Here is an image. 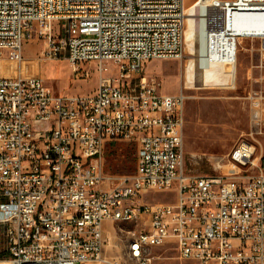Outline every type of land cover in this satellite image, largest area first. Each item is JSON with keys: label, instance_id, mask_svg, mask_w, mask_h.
Listing matches in <instances>:
<instances>
[{"label": "built area", "instance_id": "built-area-1", "mask_svg": "<svg viewBox=\"0 0 264 264\" xmlns=\"http://www.w3.org/2000/svg\"><path fill=\"white\" fill-rule=\"evenodd\" d=\"M191 6L204 44L233 38L234 68L242 40L264 43L230 28L242 15L264 21V0ZM187 9L186 0H0V264H112L106 228L127 220L138 221L127 231L131 264H153L151 249L168 243L184 262L264 264L256 147L238 145L220 175H187V96L160 94L155 79L141 76L147 61L183 59ZM36 40L43 59L66 58L78 79L95 64V93L61 96L42 79L11 75L6 67L21 64L24 44ZM115 141L136 147L130 176L105 170L104 150ZM169 190L176 203L144 200Z\"/></svg>", "mask_w": 264, "mask_h": 264}, {"label": "rangeland", "instance_id": "rangeland-1", "mask_svg": "<svg viewBox=\"0 0 264 264\" xmlns=\"http://www.w3.org/2000/svg\"><path fill=\"white\" fill-rule=\"evenodd\" d=\"M191 5L187 0L183 59L147 61L143 64L141 76L155 79L160 94L183 92L187 96L184 130V168L187 175L216 176L226 172L228 168L223 165H227L228 155L242 142L256 147L255 158L264 169V43L242 40L234 68L231 55L233 38L211 37L204 44L202 36L194 31V19L191 17L194 16V6ZM257 17L261 16H254L255 19ZM248 20L249 15H245L243 22ZM43 49L44 44L37 40L25 43L21 64L8 65L6 70L14 76L42 79L57 95L86 96L95 93L99 85L95 64L83 65L84 69L91 70L90 76L78 79L66 58L43 59ZM201 53L203 57L200 58ZM188 62L192 65L188 81L190 88L183 81V71ZM198 67L207 71L202 80ZM107 68L111 71L110 76L117 75L112 63H107ZM256 111L258 118H254ZM103 158L108 174L130 176L136 168L137 150L131 143L115 141L107 144ZM144 200L148 203H176L177 193L175 190L148 192ZM136 228L138 225L134 223L107 226L105 237L109 246L106 256L112 264H131L127 254L131 236L127 231ZM150 257L153 264H194L179 260L175 245L170 243L152 248Z\"/></svg>", "mask_w": 264, "mask_h": 264}, {"label": "bare ground", "instance_id": "bare-ground-1", "mask_svg": "<svg viewBox=\"0 0 264 264\" xmlns=\"http://www.w3.org/2000/svg\"><path fill=\"white\" fill-rule=\"evenodd\" d=\"M244 17L245 15H242V16L237 17L235 20L234 25L238 27L236 29L239 32L238 34L248 35V34L256 33L257 35H264V23H262L263 18L257 17V19H255L254 15L253 16L251 15L249 16L250 20L243 22ZM254 19L257 20V22H254L255 21ZM242 24H243V27H241ZM116 223H134L138 225L137 220L116 221L115 224ZM131 246H132V239L130 238V240L128 241V245H127V254L130 258H131Z\"/></svg>", "mask_w": 264, "mask_h": 264}, {"label": "crops", "instance_id": "crops-1", "mask_svg": "<svg viewBox=\"0 0 264 264\" xmlns=\"http://www.w3.org/2000/svg\"><path fill=\"white\" fill-rule=\"evenodd\" d=\"M187 1V0H186ZM197 0H188V3L189 4H194ZM231 30L238 34L239 32L236 30L238 27L235 26L234 24L230 27ZM228 43V42H227ZM198 69L201 70V80L202 78L207 74V71L203 68H200L198 67ZM191 72H192V65H190V63L188 62L184 68V71H183V81H184V85L187 87V88H190L191 87V83L189 84V77H191ZM229 72V71H228ZM210 74V73H209ZM196 78H197V73L195 75V77L193 78L194 81H196ZM192 80V78H191ZM192 80V82H193Z\"/></svg>", "mask_w": 264, "mask_h": 264}]
</instances>
